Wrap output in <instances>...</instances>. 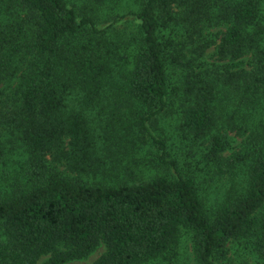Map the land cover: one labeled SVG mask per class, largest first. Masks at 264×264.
<instances>
[{
	"label": "trees",
	"instance_id": "1",
	"mask_svg": "<svg viewBox=\"0 0 264 264\" xmlns=\"http://www.w3.org/2000/svg\"><path fill=\"white\" fill-rule=\"evenodd\" d=\"M185 236L264 264V0H0V264H171Z\"/></svg>",
	"mask_w": 264,
	"mask_h": 264
},
{
	"label": "rangeland",
	"instance_id": "2",
	"mask_svg": "<svg viewBox=\"0 0 264 264\" xmlns=\"http://www.w3.org/2000/svg\"><path fill=\"white\" fill-rule=\"evenodd\" d=\"M70 1H74V0H70ZM79 5L80 3L77 2V6ZM159 124L162 127V129H164L163 133L166 132L167 135L174 133V130H176V137H173L171 144H169L172 150L175 151V149L177 148L178 150H176L175 152H177L178 154H181L182 152L187 153L190 150L188 149L189 148L188 145L193 144V142L190 141L191 140L190 138H189V141H182L181 138L183 134L181 132L180 125H179L180 119H179L178 113H174L173 124L171 127L169 125L164 124V122L160 120H159ZM160 126L158 125V127ZM240 141L241 139H235L233 149H236L238 147ZM232 152H234V150H232L231 153ZM225 155L228 156L230 155V153H226ZM143 174L147 175L148 177H152V176L161 175L162 172L148 167L147 170L143 172ZM223 177L224 176L221 177L220 182L227 184L226 179ZM85 179L89 181L93 180L92 178H85ZM214 196L215 195L209 194L208 197L212 199L214 198ZM210 202L212 203L213 201H210ZM229 247H230V250H229L228 255L226 256L224 264H256V262H254V260L250 256H247L244 254L243 249L241 247L234 245V244L230 245ZM103 252H104V247L101 245L87 259L79 260V261H72L67 264H92ZM149 264H166V263L160 260H157ZM171 264H196L192 256L191 242L186 236L182 238L178 251H177V256L175 257V259L172 260Z\"/></svg>",
	"mask_w": 264,
	"mask_h": 264
}]
</instances>
